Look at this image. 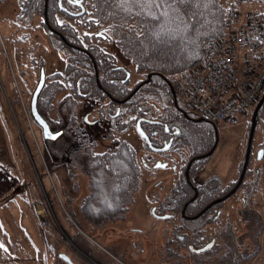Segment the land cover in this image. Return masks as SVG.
<instances>
[{
    "label": "trees",
    "instance_id": "1",
    "mask_svg": "<svg viewBox=\"0 0 264 264\" xmlns=\"http://www.w3.org/2000/svg\"><path fill=\"white\" fill-rule=\"evenodd\" d=\"M5 1L0 0V4ZM18 2L19 19L7 26L0 25V40L9 31L11 37L17 30L13 27L34 26L40 18L51 46L66 56L65 74L46 78L38 110L51 130L61 133L58 139L48 140L52 154L69 162L71 174L79 173L88 180L89 192L79 214L89 226L90 236L102 233L110 223L124 220L141 192L143 166L135 148L123 138L133 125L139 124L150 140L152 152H158L155 148H167L158 152L167 153L176 141L172 147L182 153L183 165L176 185L154 211L158 218L163 215L167 223L174 221L166 231L169 236L165 237L158 264H243L251 260L258 251V247L251 246L260 242L263 232L259 215L253 214L255 225L247 224L252 230L245 224L244 232L249 231L244 236H241L242 219H238L240 227L229 220L222 221L226 201L198 216L209 204L228 194L238 180L225 185L221 177L214 176L203 183L196 182L197 174L214 153L194 162L186 176L191 159L213 149L219 129L186 110L172 91V81L201 62L206 42L227 35L229 17L241 11L243 1ZM33 36L31 44L36 49L31 46L30 50L38 54L41 49L38 36ZM32 58L36 60L35 56ZM40 63L41 69L44 64ZM132 68L137 76L143 77L133 87ZM88 102L97 106L90 109L95 114L92 121L88 115H82L84 103ZM263 112L264 105L257 122ZM53 113L57 120L51 118ZM107 122L118 138L105 140L94 136L92 129ZM169 132L176 136L174 140L169 138ZM104 140L111 144L99 150ZM247 174L232 196L238 201L244 190L251 189L248 197L255 193L256 181L247 183ZM70 214L69 229H72L77 218L73 211ZM214 224L217 226L214 234L207 237V228Z\"/></svg>",
    "mask_w": 264,
    "mask_h": 264
},
{
    "label": "rangeland",
    "instance_id": "2",
    "mask_svg": "<svg viewBox=\"0 0 264 264\" xmlns=\"http://www.w3.org/2000/svg\"><path fill=\"white\" fill-rule=\"evenodd\" d=\"M242 9L246 13L252 6L244 5ZM19 15L18 0H6L0 4V25L16 23ZM35 21L34 26L13 27L17 30L11 37V31L6 36L10 40H0V185L18 186L26 202L32 200L35 213L42 215L39 224L45 236L49 264H67L60 258L61 253L69 255L78 264H158L161 249L166 243L165 237L169 236L166 231L172 228L174 221L167 223L163 215L158 218L154 211L176 185L183 165L180 156L169 152H152L140 129L133 125L123 138L135 148L143 166L141 192L124 220L110 223L102 233L90 236L89 226L79 214L80 205L89 192L88 180L79 173L71 174L69 162L52 154L50 143L30 112L31 98L40 79V62L43 61L47 77L56 73L64 75L66 57L49 43V33L41 19ZM33 34L38 36L41 48L38 54L30 50L31 46L36 49V45L31 44ZM15 40L20 42L16 44ZM32 56H35V61ZM131 70L133 87L143 77L137 76L133 68ZM258 103L245 116H238L231 123L217 124V147L205 169L197 174V183H203L214 176L221 177L225 185L239 179ZM95 107L94 103H84L82 115H88L89 120H94L95 114L90 113V109ZM51 118L58 119L56 113ZM112 128L107 122L96 125L92 130L98 139H116L119 135L116 131L114 134ZM105 140L99 150L111 144ZM261 149L264 150V112L255 129L252 146L254 154L247 172V183L256 181L255 193L248 197L251 189H247L241 192L239 201L236 196L229 198L222 214L224 222L229 220L239 224L238 219L243 220L241 236L249 231L244 232L245 224L257 223L253 214L262 218L260 242L251 246L258 247V251L243 264H264V155L261 160H256ZM158 164L165 166L158 167ZM70 211L77 218V224H73L72 229H69L72 222ZM246 217H250V220ZM237 226L240 227V224ZM216 227L215 224L208 227L206 236L214 234ZM142 250H145L144 253H141Z\"/></svg>",
    "mask_w": 264,
    "mask_h": 264
},
{
    "label": "built area",
    "instance_id": "3",
    "mask_svg": "<svg viewBox=\"0 0 264 264\" xmlns=\"http://www.w3.org/2000/svg\"><path fill=\"white\" fill-rule=\"evenodd\" d=\"M242 1L227 35L207 41L201 62L172 81L184 108L215 125L245 116L264 94V3Z\"/></svg>",
    "mask_w": 264,
    "mask_h": 264
},
{
    "label": "crops",
    "instance_id": "4",
    "mask_svg": "<svg viewBox=\"0 0 264 264\" xmlns=\"http://www.w3.org/2000/svg\"><path fill=\"white\" fill-rule=\"evenodd\" d=\"M18 190L15 185H0V264H49L39 224L42 215L35 213L32 200L26 202L22 189Z\"/></svg>",
    "mask_w": 264,
    "mask_h": 264
},
{
    "label": "water",
    "instance_id": "5",
    "mask_svg": "<svg viewBox=\"0 0 264 264\" xmlns=\"http://www.w3.org/2000/svg\"><path fill=\"white\" fill-rule=\"evenodd\" d=\"M46 22L48 24L47 19H46ZM50 29L53 31V29L51 27H50ZM46 78H47L46 71H45V68L43 67V68L40 69V79H39V82H38V84L36 86V89L34 90L32 98H31L30 112H31V115L34 118L35 122L37 123V125L43 130V134H44L45 138L47 140L54 141V140L58 139L61 136V133L53 132L51 130L49 124L47 123V121L41 116V114L39 113V110H38V100H39L40 94H41V92H42V90H43V88L45 86ZM172 91H173V94L175 96V99L177 100V96H176L175 91L173 89H172ZM263 105H264V95L261 98L260 102L258 103V105H257V107L255 109L253 118H252V127H251V131H250V135H249L248 146H247V151H246V155H245V161H244L243 169H242V172H241V175H240V177L238 179L237 184L224 197H222V198L212 202L211 204H209L198 216L204 214L213 205L218 204L220 202H224V201L228 200L229 198H231L239 190V188L241 187V185H242V183H243V181L245 179L249 164H250L254 133H255L256 126H257V116H258L259 110L261 109V107ZM138 128L140 129L139 124H138ZM140 131H141V129H140ZM141 134L144 136L145 140L147 142H149V139L145 136V134H143L142 131H141ZM218 140H219V138H218V134H217V142H216L215 146L213 147V149L209 153H207V154H205V155H203V156H201L199 158H202V157L205 158V157L211 156L215 152V149H216L217 144H218ZM263 154H264V150L263 149L258 151V155H257L258 160L262 159ZM191 164H192V161L189 163L188 169L186 171V176L187 177L189 176V169H190ZM157 166L161 167V166H165V165L158 164ZM60 258H62L67 264H78V263L74 262L73 259L69 255H67L65 253H61L60 254Z\"/></svg>",
    "mask_w": 264,
    "mask_h": 264
},
{
    "label": "flooded vegetation",
    "instance_id": "6",
    "mask_svg": "<svg viewBox=\"0 0 264 264\" xmlns=\"http://www.w3.org/2000/svg\"><path fill=\"white\" fill-rule=\"evenodd\" d=\"M137 127H138V126H137ZM140 129H141V128H140ZM141 131H142V130H141ZM53 132H54V131H53ZM142 132H143V131H142ZM55 133H56V132H55ZM143 134H145V133L143 132ZM172 134H173L172 132H171V133L169 132V135H170L169 138L172 137V140H174V139L176 138V136H175V135L171 136ZM142 136H143V135H142ZM145 136L148 138V136H147L146 134H145ZM148 139H149V138H148ZM166 143H167V142H166ZM172 144L175 145V144H176V141H174V143L172 142ZM147 145L150 146V140H149V142H147ZM173 145H172V146H173ZM149 146H148V147H149ZM172 146L170 147L169 154H171V155H178V156H181V157H182V153L180 152V149L175 148V147H172ZM166 149H167V148H164V149H159V148L157 149V148H155L154 150H156V151H158V152H159V151L162 152L163 150H166ZM164 154H168V153H164ZM263 155H264V154H263ZM199 157H201V156L193 157V158L191 159L192 164H193L194 162L198 161V160L205 159V158H203V157H202V158H199ZM171 158H173V157H171ZM191 161H190V162H191ZM190 162H189V163H190ZM192 164H191V166H192ZM188 165H189V164H188ZM191 166H190V167H191ZM187 169H188V167H187ZM204 169H205V166H204V168H203L202 170H204ZM202 170H201V171H202ZM201 171H200V172H201ZM193 218H195V217H193Z\"/></svg>",
    "mask_w": 264,
    "mask_h": 264
}]
</instances>
